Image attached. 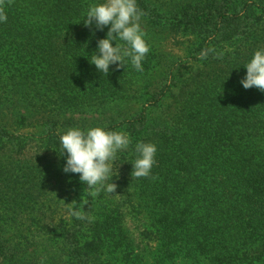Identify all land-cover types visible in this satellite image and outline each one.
<instances>
[{
	"label": "trees",
	"instance_id": "obj_1",
	"mask_svg": "<svg viewBox=\"0 0 264 264\" xmlns=\"http://www.w3.org/2000/svg\"><path fill=\"white\" fill-rule=\"evenodd\" d=\"M103 2L5 0L0 100L16 96L45 119L35 146L0 121V264H139L140 247L125 229L131 207L144 230L140 243L157 248L156 264H264V92L240 84L244 66L264 49L253 5L182 0L167 13L156 0H136L150 49L143 72L125 58V68L111 65L105 76L90 61L110 26L83 23L89 6ZM151 31L189 38L181 43L184 59L156 47ZM209 47L223 58L198 59ZM187 61L183 75L178 68ZM133 100L141 105L136 116L74 118ZM95 127L129 130L131 165L137 143L154 144L150 176L126 173L128 187L101 190L95 219L91 189L82 203L88 219L54 223L44 214L66 164L60 136Z\"/></svg>",
	"mask_w": 264,
	"mask_h": 264
},
{
	"label": "clouds",
	"instance_id": "obj_2",
	"mask_svg": "<svg viewBox=\"0 0 264 264\" xmlns=\"http://www.w3.org/2000/svg\"><path fill=\"white\" fill-rule=\"evenodd\" d=\"M11 3L12 0H7V4ZM4 5L5 0H0V22L7 20ZM144 15L136 0H104L103 3L89 6L83 22L85 27L91 28L94 24L96 30L103 31L110 26L106 38L97 42L99 54L91 56L90 64L95 65L98 72L107 76L111 65H116L117 70L125 68V58H130L136 71L143 72L142 61L150 50L143 39L144 33L140 25ZM209 54H214L216 59H222L224 55L223 52L217 53L215 48L209 47L199 53L198 59H206ZM244 67L246 76L240 80L243 88L247 90L255 87L264 92V49L256 51ZM130 143L124 132L106 131L100 127L87 131L69 129L60 136L61 155L67 153L63 172L79 174L80 182L87 186L86 190L94 189V196L101 190L112 194L117 185L105 182L113 171L117 152L128 149ZM135 152L138 157L132 163V179L149 177L155 163L156 146L139 142L135 145ZM69 213L79 220L88 219L80 210L71 207Z\"/></svg>",
	"mask_w": 264,
	"mask_h": 264
},
{
	"label": "rangeland",
	"instance_id": "obj_3",
	"mask_svg": "<svg viewBox=\"0 0 264 264\" xmlns=\"http://www.w3.org/2000/svg\"><path fill=\"white\" fill-rule=\"evenodd\" d=\"M101 1V0H100ZM104 1V0H103ZM155 2V0H152ZM157 3H161L165 5V11L169 13L172 9V7L176 6L179 2L182 3V0H156ZM237 2L247 1L253 5L254 12L251 13V19L258 22V27L255 32V35H258L259 37H263L264 33L261 31H264V0H236ZM255 4V5H254ZM251 6V5H248ZM240 8V7H239ZM141 29L146 31L144 27V24L140 21ZM158 32V31H156ZM153 35H155L157 38L154 40V45L156 47L163 48L164 51L170 54L172 57H180L184 59V53H183V47L182 44L183 41L188 40L189 38H182L177 37L172 33H160V35L154 34L153 31H151ZM187 62H182L180 64V68H178L179 72L181 74H186L187 70L190 68L191 64ZM197 66V65H196ZM188 76H186L187 78ZM175 78L178 80L179 76L178 74L175 75ZM179 82V81H178ZM40 105V103H39ZM141 105L137 103L136 101L132 102H122L118 103L117 105H111L110 107L101 108L99 111H90L88 113L89 115H82L79 117V115L74 116L75 119L79 120L82 118H86L87 120H90V118L98 119L101 122H108L110 119H121V118H128L132 117L133 115L136 116L138 114V111L140 109ZM69 116V114H66V117ZM44 117V118H43ZM157 117H154V119ZM43 119H45V115L43 114V111H39L37 109V106H33L32 104L29 105L23 101H20L18 97L16 96H8L7 98H3L0 100V121L2 123H6L10 129H7L8 132L14 133V132H20L25 133L29 135V137L34 138L33 143L30 144V146H35L34 142L36 140V137L40 135L41 131L43 130L41 128V124L43 123ZM75 120L73 123L76 125ZM69 130V129H64ZM120 132H124L128 135L130 141H131V135L129 130L127 131L126 127H122L120 129ZM131 148L130 145L128 149L118 151L116 154V161L113 167V171L110 174V178H113V183H120L119 188L124 189L128 187L127 183L123 182V175L126 173H130L133 170V166L131 165L130 157H131ZM66 177V178H65ZM57 183L58 184L54 191L52 192V196L50 197V205H51V211L45 213L46 218H50L54 223L64 222L66 226H70L76 218L70 215L69 208H73L74 210H80L82 212V203L85 201V197L89 194L91 189L86 190L87 186L82 184L79 179V174H72V173H64L62 172L61 175H57ZM130 187V186H129ZM133 188L131 190L129 189L130 193L133 192ZM100 193V192H99ZM95 200L89 201L88 203L92 204L91 213L94 216L93 219H95L99 214L101 215L102 211L99 209V196L95 195ZM119 201V199H118ZM73 203V204H72ZM120 204H122L121 209L124 207H129L126 204L122 203V201H119ZM72 204V205H70ZM125 214V229L128 234V236L131 239H134L136 244L139 245L141 253L139 256L140 261L139 264H156L155 258L158 255L157 248L153 243H148L147 240L144 241V243H140V239L143 234V227L138 223L136 218L134 216L135 212H133V208H128L124 210ZM64 225V226H65ZM49 229V228H48ZM61 231H55L54 233L57 235V239H59L58 235ZM55 242V241H54ZM50 256V255H48ZM57 258V255H56ZM104 264V263H103ZM138 264V263H136ZM175 264H183L182 262H176Z\"/></svg>",
	"mask_w": 264,
	"mask_h": 264
}]
</instances>
